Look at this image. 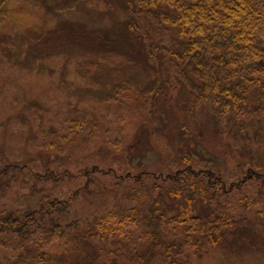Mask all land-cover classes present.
<instances>
[{
  "label": "rangeland",
  "instance_id": "rangeland-1",
  "mask_svg": "<svg viewBox=\"0 0 264 264\" xmlns=\"http://www.w3.org/2000/svg\"><path fill=\"white\" fill-rule=\"evenodd\" d=\"M8 1L0 11V214L36 208L46 197L70 200L78 193L67 219L86 225L106 211L136 205L122 198V186H114L120 175L144 169L166 175L179 167V158L190 155L205 167H221L228 185L217 199L246 217L225 242L207 256L192 257L191 264H264V214H258L264 211V180H250L251 165L244 157L250 145L264 164V115L256 118L249 145L239 128H232L229 113L221 117L218 134L208 119L209 105L193 109L186 84L183 92L175 89L159 101L154 123L146 126L158 75L114 28L119 0H83L79 12L54 1ZM93 10L101 16H88ZM154 35L163 47H172L169 35ZM153 48L158 52V43ZM133 80L138 89L127 83ZM166 104L173 113L166 112ZM95 167L105 190L87 181L86 171L80 174ZM64 170L75 178L62 179ZM45 171L55 176L47 178ZM233 181L238 184L229 186ZM246 196L253 202L247 211L240 203ZM207 206L196 204V210ZM6 245L0 246L2 264H22L20 255L29 257L26 264H38L35 240L17 251ZM83 257L65 253L62 264H85Z\"/></svg>",
  "mask_w": 264,
  "mask_h": 264
},
{
  "label": "trees",
  "instance_id": "trees-1",
  "mask_svg": "<svg viewBox=\"0 0 264 264\" xmlns=\"http://www.w3.org/2000/svg\"><path fill=\"white\" fill-rule=\"evenodd\" d=\"M46 1L78 12L83 2ZM119 1L114 28L137 46L147 57L148 68L158 75L146 126L154 123L159 101L175 89L183 92L188 84L193 109L207 103L212 110L208 119L218 134L223 129L221 117L229 113L232 128H239L248 145L254 142L252 127L256 118L264 115V0ZM8 2L0 0V11ZM87 15L101 16L96 10ZM159 31L170 36L172 47L162 46L160 36L157 39L154 35ZM155 43L158 52L153 48ZM127 83L138 89V81ZM166 108V112L173 113L170 104ZM244 157L251 165L247 167L250 180H264V164L257 159L254 148L247 146ZM178 161L179 167L166 175H153L145 169L120 175L114 186H122V198L136 205L111 209L86 225L78 219H67L71 200L78 193L70 200L46 197L36 208L0 214V246L9 244L6 246L17 251L35 240L38 264H62L65 253L73 254L75 259L76 254L84 255L85 264H99L102 257V264H125V257L135 264H191L192 257L207 256L212 248L225 242L227 234L246 223V217L217 199L218 191L228 185L220 166L205 167L190 155ZM84 171L87 181L99 182L101 190L106 189L96 167L82 169L80 174ZM45 172L50 175L47 178L55 176ZM61 177L75 178L69 170H64ZM239 181L244 186L247 180ZM230 184L234 187L238 183ZM249 200L247 196L240 199L245 211L253 204ZM196 204H208V208L198 212ZM259 213L262 216L264 211ZM28 258L20 255L18 261L26 264Z\"/></svg>",
  "mask_w": 264,
  "mask_h": 264
}]
</instances>
